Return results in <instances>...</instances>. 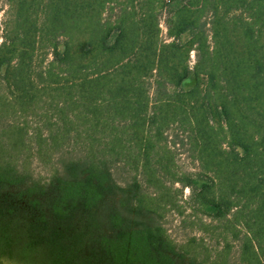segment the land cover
I'll return each instance as SVG.
<instances>
[{"label": "trees", "instance_id": "16d2710c", "mask_svg": "<svg viewBox=\"0 0 264 264\" xmlns=\"http://www.w3.org/2000/svg\"><path fill=\"white\" fill-rule=\"evenodd\" d=\"M1 3L0 264H194L160 222L186 189L203 264H264V0Z\"/></svg>", "mask_w": 264, "mask_h": 264}, {"label": "rangeland", "instance_id": "374dc122", "mask_svg": "<svg viewBox=\"0 0 264 264\" xmlns=\"http://www.w3.org/2000/svg\"><path fill=\"white\" fill-rule=\"evenodd\" d=\"M6 10L7 6L4 3L0 4V22L3 24L6 18ZM162 30H163V37H166L167 28L165 24V18L162 20ZM195 56L192 55V60L194 61ZM187 148H182L178 152L176 163L178 170L182 173H195L197 172L198 164L190 157L189 154L186 153ZM31 172L35 178L39 179L43 185L48 180L47 172L43 165L38 162H34L31 165ZM120 183L125 184L126 182H132V178L129 177L127 173H122L121 177L119 178ZM176 188H180L176 185ZM40 192V191H39ZM152 190H146V193H151ZM39 194V193H37ZM191 191L189 189L184 190L183 196H180L179 204L183 206L184 213L182 214L179 210H170L165 213V216L160 220L163 227L168 231V235L170 236L171 240L178 246L177 247V256L180 259V255L182 251L180 246L185 244L193 237H197L198 239H203L204 249H201L200 256L197 258V261L194 264H203L206 257L214 256L218 250H220L223 245V236L217 228H214V231L208 230L207 232L200 228L201 221L204 223H208V218H206L202 214H197V216L193 215L194 211L191 209L190 204L186 202L189 198ZM11 200V201H9ZM11 205L15 208L23 207L22 205V198H20L19 192L10 193L7 197V201L5 202L6 205ZM3 203V202H2ZM196 221L197 225H193V221ZM238 250V246H235L233 249V255ZM185 264H189L190 261L188 259L184 260Z\"/></svg>", "mask_w": 264, "mask_h": 264}]
</instances>
